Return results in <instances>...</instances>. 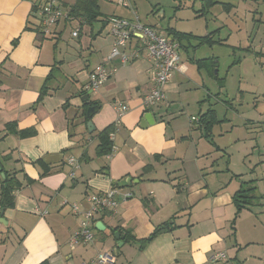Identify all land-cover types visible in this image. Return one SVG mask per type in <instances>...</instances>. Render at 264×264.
<instances>
[{"label":"crops","instance_id":"0c3cea01","mask_svg":"<svg viewBox=\"0 0 264 264\" xmlns=\"http://www.w3.org/2000/svg\"><path fill=\"white\" fill-rule=\"evenodd\" d=\"M59 1L70 12L74 0ZM99 1L97 21L80 26L75 21L61 22L51 29V36H44L28 24V20L36 23L30 17L33 4L40 0H0V164L8 173L15 172L22 183L14 193V208L3 214L0 211V220L6 222L0 224V264H79L104 250L114 254L116 249L114 264H211L208 259L214 253L226 256L215 264H264L261 165L246 164L249 173L234 174L229 164L219 167L204 144L213 142V128L222 123L210 101L213 88L222 89L224 79L217 78L211 56L196 54L220 43L215 34L206 35L215 42L209 46L196 39L206 36L180 32L170 24L163 27L165 15L156 17L158 1L149 2L144 13L151 21L144 25L169 40L178 41L169 30L189 36L178 41L185 71L171 76L163 103L144 111L142 99L151 88L152 69L139 51L138 39H132L119 51L130 56L136 50V57L125 64L121 55L108 61V81L88 96L89 102L97 104L92 106L98 107L91 118L94 131L90 134L78 117L81 98L89 74L104 62L113 45L101 22L111 16L134 19L129 6L103 14ZM211 1L207 5L200 0L202 14L216 4ZM180 8L177 5L176 10ZM233 8L223 4L225 13ZM26 25L32 29L26 30ZM76 28L79 35L73 38ZM62 41L65 46L60 49ZM47 78L50 90L36 104ZM74 83L80 86L76 91L71 89ZM117 102L129 110L113 131L115 150L110 157H97V133L114 124ZM146 113L155 122L143 129L140 122ZM204 116L214 117L215 122L205 127L200 122ZM8 125L16 131L32 129L34 135L20 138ZM257 153L260 160L261 153ZM70 157L79 162L73 179L67 164ZM147 166L151 169L146 170ZM248 182L255 188L253 205L236 216L233 196ZM112 188L117 190L118 207L113 213L96 215L95 224L101 222L104 227L93 230L96 242L71 248L68 243L80 217L62 203H76L85 210L86 196ZM127 193L131 197L123 199ZM36 209L45 213L37 214ZM165 223L170 230L139 249L137 241ZM113 229L123 237L129 233L132 239L124 238L118 248Z\"/></svg>","mask_w":264,"mask_h":264},{"label":"rangeland","instance_id":"374dc122","mask_svg":"<svg viewBox=\"0 0 264 264\" xmlns=\"http://www.w3.org/2000/svg\"><path fill=\"white\" fill-rule=\"evenodd\" d=\"M125 1L134 18L137 17L141 23L151 21L144 11L152 0ZM153 1L159 3L156 17L165 15L161 20L163 27L170 24L180 32L198 36L214 33V39L220 42L211 49L203 47L196 54L211 56L216 63L217 78L224 79L222 89L216 91L218 88H213L215 93L210 101L222 123L213 128V142L204 141L216 164L222 169L229 164L228 169L234 174L249 173L246 164H259L258 173L261 171L264 175V0H215L216 4L204 14L200 0ZM99 2L103 14L123 8L118 5V0ZM223 4L234 8L225 13ZM177 5L181 6L178 10ZM69 28L67 25V33ZM62 43L60 49L65 46ZM55 75L60 77L59 73ZM79 87L74 83L71 89L76 91ZM254 147L256 151L252 152ZM257 151L261 153L260 160L257 159ZM93 233L95 235L96 232Z\"/></svg>","mask_w":264,"mask_h":264},{"label":"built area","instance_id":"2783aa9c","mask_svg":"<svg viewBox=\"0 0 264 264\" xmlns=\"http://www.w3.org/2000/svg\"><path fill=\"white\" fill-rule=\"evenodd\" d=\"M118 5L127 7L125 0H118ZM34 18L38 23L39 30L44 36L52 35V28L56 27L61 22L71 23L77 22L78 25L83 24L82 18H73L68 10L62 8L59 0H40L35 6ZM108 35L112 38L113 45L109 55L104 62L97 65L88 76V83L85 87V92L97 93L99 89L108 81L111 72L105 67V64L113 57L121 55L122 64L129 62L136 57V50L130 56L125 53L120 54V48H124L132 39H138L139 51L144 53L149 61L152 69L150 78L151 88L142 99L144 111H150L152 108L160 105L165 100V86L169 82L171 76L175 73H183L184 66L180 63L178 41L169 40L164 37L159 31L154 28L144 25L137 17L133 20L111 16L107 19ZM79 28L72 31L71 36L77 38ZM138 51V52H139ZM116 112V120L114 129L119 124L122 116L129 110L128 106L122 102H117L114 106ZM191 121H196V118H191ZM114 132L109 135L112 141ZM115 148H112L110 157ZM67 164L70 166L69 177L74 178L75 171L79 168V162L73 157L68 158ZM131 194H124L123 199H128ZM88 204V208L81 210L76 203L69 204L64 201L62 205H69L74 216H79V226L72 234L68 245L73 248L77 244L89 245L94 241L92 234L96 221V215L102 213H113L118 207L117 190L110 189L101 193H93L85 197L84 200ZM37 214H44L38 209ZM225 253H214L209 257V262L215 264L225 258ZM115 255L111 251H101L93 259L89 261H81L79 264H114ZM73 264V263H70Z\"/></svg>","mask_w":264,"mask_h":264},{"label":"trees","instance_id":"16d2710c","mask_svg":"<svg viewBox=\"0 0 264 264\" xmlns=\"http://www.w3.org/2000/svg\"><path fill=\"white\" fill-rule=\"evenodd\" d=\"M207 5H211L212 1L211 0H203ZM35 6L36 4H33L32 7V12H31V17L32 19L35 20L34 18V12H35ZM70 15L73 18H82L83 19V24H92L93 22L97 21V19L101 16L100 11H99V6H98V0H74V3L72 5H70ZM36 21V20H35ZM33 24L35 28H29L25 27L26 30L32 29V31H35L38 35H41L39 27H38V23L36 22H32L28 20V24ZM103 27L107 26V20H103L102 22ZM151 27V26H150ZM170 34H172L173 36H176V39L178 41H180L181 39H183L184 37H189L183 34H177L172 32L171 30L168 31ZM200 44H206L209 46H212L215 42L212 40L211 35L210 36H206L203 38H196ZM203 62V61H201ZM201 62H198V64H200ZM50 78H47L44 82V85L42 86V88L40 89L39 92V96L37 98L36 104H38L43 97H45L48 94V91L50 90L47 86V82L49 81ZM86 92H83V95H85ZM67 104V103H66ZM92 105H97L96 102H89V104H85L82 102V106L80 108L78 117L79 119H81V123L86 124L88 122V119L86 118V111L88 109L89 106ZM67 108V105H64V109ZM149 112V111H146ZM200 122L202 125H205V127L207 126H211L214 122L215 119L214 117L212 118H207L206 116L202 117L200 119ZM8 130H12L13 133H15L16 135H18V137L20 138H25V137H31L34 135V130L32 129H28V130H22V131H16L15 129L11 128L10 125L7 126ZM208 130V128H206V131ZM114 131V125H111L105 129H103L102 131L97 133V140H98V145L96 146L95 149V153L97 157H103L106 155H109L112 151L113 148V142L109 139V135L112 134ZM4 158V157H3ZM157 159V157H156ZM151 169L150 166H147L146 170ZM1 173L4 174V178L1 177ZM45 173V172H44ZM47 173V171H46ZM43 175V174H42ZM26 180V179H25ZM26 182H30L29 180H26ZM252 182H248L246 184L243 185H247L246 188L243 187V185L241 186V188L235 193V195L233 196V203L234 206L236 207V216L246 207L252 206V200L254 199V191L255 188L253 186H251ZM22 186V183L16 178V173H8L7 171H5L3 168H1V164H0V211L1 214H3V212L5 210H9V209H13L14 208V202H15V197H14V193L20 189ZM170 230V226L165 223L162 225H159L157 227L154 228V230L152 231V233L147 236L144 239L138 240V247L139 249H143L148 243H150L155 237H157L158 235L165 233L167 231ZM118 230L117 229H113L112 233H116ZM124 240L125 241H129L130 239H132V237L130 236L129 233H126L124 235ZM134 239V238H133ZM40 264H48L47 261H44Z\"/></svg>","mask_w":264,"mask_h":264},{"label":"water","instance_id":"95a60500","mask_svg":"<svg viewBox=\"0 0 264 264\" xmlns=\"http://www.w3.org/2000/svg\"><path fill=\"white\" fill-rule=\"evenodd\" d=\"M90 92H87L82 98L81 101L85 104H89V100H88V96L90 95ZM98 110L97 106H89L87 111H86V118L88 119V122L86 123V128L88 130V132L91 134L94 131V127L92 125L91 122V118L93 117V115L96 113V111ZM155 122L153 115L151 113H146L143 116V119L140 122V128H147L149 125H153ZM1 177L4 178V174H1ZM127 182L129 183L130 180L127 179ZM0 224L2 225H6V222H3V219L0 220ZM101 225V230L104 229V227L102 228V223L101 222H96V224L94 225V228L98 231H100V226ZM114 239L118 242V248H120L123 244V239L124 237L119 235L118 233H114L113 234ZM114 255L117 256V249L114 251Z\"/></svg>","mask_w":264,"mask_h":264}]
</instances>
